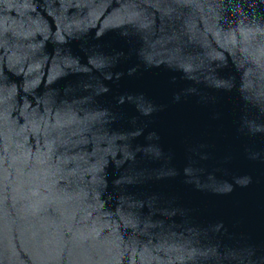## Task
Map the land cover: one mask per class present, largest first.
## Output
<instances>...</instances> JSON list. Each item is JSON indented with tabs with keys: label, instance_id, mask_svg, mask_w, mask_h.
Wrapping results in <instances>:
<instances>
[{
	"label": "water",
	"instance_id": "95a60500",
	"mask_svg": "<svg viewBox=\"0 0 264 264\" xmlns=\"http://www.w3.org/2000/svg\"><path fill=\"white\" fill-rule=\"evenodd\" d=\"M0 264H264V0H0Z\"/></svg>",
	"mask_w": 264,
	"mask_h": 264
}]
</instances>
